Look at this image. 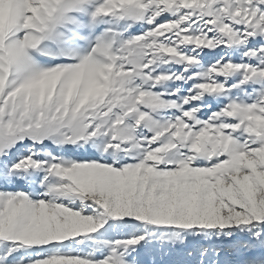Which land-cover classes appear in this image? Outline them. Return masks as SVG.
<instances>
[{"label":"snow or ice","instance_id":"1","mask_svg":"<svg viewBox=\"0 0 264 264\" xmlns=\"http://www.w3.org/2000/svg\"><path fill=\"white\" fill-rule=\"evenodd\" d=\"M0 264H264V0H0Z\"/></svg>","mask_w":264,"mask_h":264}]
</instances>
